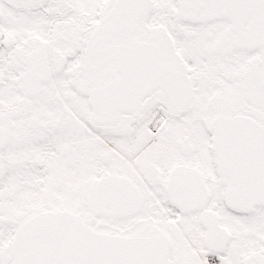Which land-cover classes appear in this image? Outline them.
I'll return each instance as SVG.
<instances>
[{
  "label": "snow or ice",
  "instance_id": "snow-or-ice-1",
  "mask_svg": "<svg viewBox=\"0 0 264 264\" xmlns=\"http://www.w3.org/2000/svg\"><path fill=\"white\" fill-rule=\"evenodd\" d=\"M0 264H264V0H0Z\"/></svg>",
  "mask_w": 264,
  "mask_h": 264
}]
</instances>
